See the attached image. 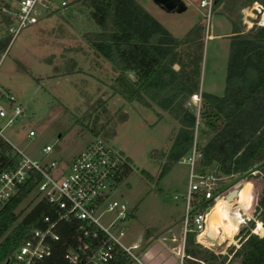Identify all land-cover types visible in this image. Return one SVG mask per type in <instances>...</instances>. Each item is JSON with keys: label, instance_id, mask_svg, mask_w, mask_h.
I'll return each instance as SVG.
<instances>
[{"label": "rangeland", "instance_id": "374dc122", "mask_svg": "<svg viewBox=\"0 0 264 264\" xmlns=\"http://www.w3.org/2000/svg\"><path fill=\"white\" fill-rule=\"evenodd\" d=\"M138 1L175 37H181L195 21H202L206 28L202 37L198 89L214 94L223 91L230 19L241 31L256 24L255 21L262 22V18L257 20L259 14L250 11L252 2L241 6L243 0H217L211 4L207 17L205 7H198V0H187L182 10L167 9L153 0ZM88 9L79 0H70L67 8L43 14L35 22L23 25L5 45L0 53V104L8 106L2 97L8 92L20 104L21 111L15 121L5 126H2L4 118L0 117V131L30 157L40 162L54 159L57 165L51 173L66 170L72 156L95 136L127 157L130 169L122 176L112 196L125 199L131 207V224L122 239L129 245L138 234L143 242L147 230L153 234L172 222L180 225L184 206L181 195L186 188L188 164L179 157L158 176L179 126L178 119L146 94V105L118 94L117 83L112 78L116 70L94 51L84 36L86 31L98 28L89 17ZM6 37L7 42L9 36ZM126 76L131 78L127 73ZM196 104L189 96L183 99V105L195 111ZM29 129L34 131L33 135H27ZM209 133L200 119H195V143H200ZM45 144L51 148L42 153L40 149ZM156 151L163 155H156ZM195 169L210 172L197 166ZM253 177L256 192L261 195L264 179L259 175ZM219 181L214 180L213 185ZM221 183L228 185L215 194L216 198L229 196L246 182L243 178L229 176L223 177ZM35 200L32 191L16 210L23 214ZM251 207L250 202L241 208L237 201L227 205L221 202L220 208L215 207L209 213L231 220L237 229L218 245L201 244L216 252L224 248L226 252L230 245L237 243L239 228L247 225L246 219L252 216ZM236 210L241 219L238 224L229 213ZM255 226L256 222L251 231ZM139 249L140 246L131 250L138 255ZM226 264H236V259L230 258Z\"/></svg>", "mask_w": 264, "mask_h": 264}, {"label": "trees", "instance_id": "16d2710c", "mask_svg": "<svg viewBox=\"0 0 264 264\" xmlns=\"http://www.w3.org/2000/svg\"><path fill=\"white\" fill-rule=\"evenodd\" d=\"M215 0L214 2H216ZM254 0H243L241 6ZM264 8V0H256ZM88 6V15L98 26L84 36L94 51L107 59L117 71V92L126 100L147 104L144 94L167 110L179 122L165 159L159 169L161 176L192 144L195 119L210 130L209 137L196 143L199 156L195 165L207 169L219 181L212 195L228 183L223 177L245 180L240 188V204H252V216L238 230L237 246L226 252H214L194 240L193 232L185 233L182 260L185 264H226L232 258L237 264H264V233L251 231L254 222L264 229V191L256 192L253 175L264 179V23L253 24L241 31L230 19V34L225 62L224 86L221 94L200 90L197 112L183 105V99L198 89L202 37L205 28L195 21L181 36H172L137 0H79ZM240 6V7H241ZM6 19V18H5ZM0 38V53L7 42ZM8 41V40H7ZM176 63L177 68L172 64ZM130 71L132 77H127ZM163 155L156 151V155ZM160 155V156H161ZM116 181L130 169L128 159ZM10 145L0 136V170L13 163ZM254 171V173H253ZM141 172L146 173L144 169ZM39 174L32 170L17 190L0 203V263L30 228L42 227L44 215L54 218L53 206L38 197L35 184ZM223 181V180H222ZM33 191L36 200L20 215L18 204ZM259 198V199H258ZM258 200V201H257ZM257 202V203H256ZM213 198L192 200V210H203ZM132 216V212L130 213ZM209 218L213 228L232 234L236 225L218 214ZM77 219H59L53 230L59 238L52 243L49 256L34 264H59L61 253L74 240ZM257 224V225H258ZM229 254V258L227 255ZM132 259L121 249L106 264H127Z\"/></svg>", "mask_w": 264, "mask_h": 264}, {"label": "built area", "instance_id": "2783aa9c", "mask_svg": "<svg viewBox=\"0 0 264 264\" xmlns=\"http://www.w3.org/2000/svg\"><path fill=\"white\" fill-rule=\"evenodd\" d=\"M69 2L70 0H0V38L9 36L8 43L23 25L35 22L43 14L59 12L67 8ZM212 3L213 0H198V6L206 9L205 17L208 16ZM249 6L254 15L259 14L257 20L262 18V22L254 23L263 24L262 5L254 0ZM2 97L8 104L7 107L0 104V117L4 118L2 126H5L16 120L21 107L11 93L4 92ZM189 97L193 103H197V112L199 89L191 92ZM33 133L32 129L27 131L28 136ZM0 136L10 145L14 160L12 165L0 170V203L11 196L34 170L39 174V180L35 184L36 193L38 197L50 202L54 210V218L44 215V225L30 228L0 264H34L49 256L52 243L59 238L53 230L55 222L69 218L77 219L74 240L61 253L59 264H106L116 249H121L131 259L138 260L131 249L140 245V237L129 245L122 240L125 230L131 224V207L125 199L112 196L121 180L116 179L126 165L125 156L119 150L109 146L103 138L95 136L72 156L66 170L51 173L57 165L54 159L40 162L7 140L1 131ZM50 148V145L45 144L40 150L46 153ZM198 156L199 150L193 139L179 159L188 164L186 188L181 195L184 206L179 236L180 256L184 254L185 233L192 231L194 240L202 243L200 234L206 227V214L210 206L207 205L203 210H192V200L212 197L214 203L216 198L215 194L212 195V189L217 178L211 172L201 173L195 169Z\"/></svg>", "mask_w": 264, "mask_h": 264}, {"label": "crops", "instance_id": "0c3cea01", "mask_svg": "<svg viewBox=\"0 0 264 264\" xmlns=\"http://www.w3.org/2000/svg\"><path fill=\"white\" fill-rule=\"evenodd\" d=\"M155 3L159 4L155 0H153ZM184 3V8H186L187 5V0H181ZM137 2L151 15L153 16L156 20L157 17L154 15V13L147 9L143 4H141L138 0ZM198 5V4H197ZM199 7V6H198ZM182 10V9H181ZM158 21V20H157ZM159 22V21H158ZM160 23V22H159ZM161 24V23H160ZM162 25V24H161ZM163 26V25H162ZM98 27V26H97ZM164 27V26H163ZM165 28V27H164ZM171 35L172 33L165 28ZM98 30V28H97ZM230 34V31H229ZM205 35V32H204ZM208 35V34H207ZM173 36V35H172ZM103 59H105L103 56H101ZM107 60V59H106ZM105 60V61H106ZM107 62V61H106ZM109 66H111V63L108 61ZM176 64V63H173ZM172 67L175 69L178 67L176 66ZM111 70V69H110ZM117 72V71H116ZM114 72V74H116ZM127 75H131L132 73L130 71L126 72ZM115 76V75H114ZM112 76V78H114ZM119 94V92H118ZM145 105V104H144ZM210 133L203 138V140L200 142H204L208 137ZM8 140V139H7ZM259 199V198H258ZM258 201V200H257ZM257 203V202H256ZM254 208V207H253ZM230 221V220H229ZM235 221V220H234ZM259 221L256 222V226ZM236 223V221H235ZM181 224V223H180ZM237 224V223H236ZM255 226V228H256ZM254 228V230H255ZM263 228V227H262ZM264 230V229H263ZM255 232V231H254ZM234 233V232H233ZM257 233V232H256ZM264 233V232H263ZM146 236L143 242L140 240V249L138 251V260L132 259L130 262L127 264H185L182 260V256H180V242H179V236H180V225L177 222H172L170 224H167L164 227V230H159L158 232L151 233L149 230L145 232ZM259 234V233H257ZM137 237H140L139 234ZM135 240V239H134ZM228 242V241H227ZM226 242V244H227ZM220 243V242H219ZM218 243V244H219ZM219 252L224 253V248L219 249ZM238 261L236 260V264Z\"/></svg>", "mask_w": 264, "mask_h": 264}, {"label": "bare ground", "instance_id": "6f19581e", "mask_svg": "<svg viewBox=\"0 0 264 264\" xmlns=\"http://www.w3.org/2000/svg\"><path fill=\"white\" fill-rule=\"evenodd\" d=\"M244 186V183L241 184L240 188ZM240 188H237L234 192H232L229 196H221L219 198H216L214 203L210 206L207 214H206V227H205V230L200 234V241L202 243L206 242V243H210V241L208 240V234L211 235L212 237L215 238V240L219 243H221V241H223L225 238H228L231 236V234H226V233H223V232H220L218 230H216L215 228H213L209 218L211 217H218V213H209L211 212L215 207H218L220 208V203H224L225 205H227L228 203L230 202H234V201H237V203L239 204V207L241 208V204H240ZM215 212H217L216 210H214ZM228 212V211H226ZM229 213L232 214L233 218L235 219L236 223L238 224L241 219H240V213L239 211H229ZM231 222V220H230ZM237 229V228H236ZM253 232L255 231V233H261L263 230L262 226H261V223L258 224V226L256 227L255 230H252ZM210 236V237H211Z\"/></svg>", "mask_w": 264, "mask_h": 264}, {"label": "water", "instance_id": "95a60500", "mask_svg": "<svg viewBox=\"0 0 264 264\" xmlns=\"http://www.w3.org/2000/svg\"><path fill=\"white\" fill-rule=\"evenodd\" d=\"M155 1L163 5L167 9L181 10L184 8V3L181 0H155ZM214 1L215 0H213V2ZM173 66H176V64H173ZM207 236L210 243H212L213 245H218V242L215 240L214 237H212L209 234Z\"/></svg>", "mask_w": 264, "mask_h": 264}]
</instances>
